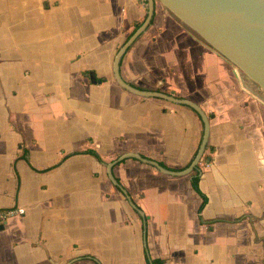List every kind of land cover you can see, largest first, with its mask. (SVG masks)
<instances>
[{"label":"crops","instance_id":"1","mask_svg":"<svg viewBox=\"0 0 264 264\" xmlns=\"http://www.w3.org/2000/svg\"><path fill=\"white\" fill-rule=\"evenodd\" d=\"M147 8L0 0V208L25 209L0 227V264H264V99L157 7L123 53L126 83L208 117L198 211L200 115L115 75Z\"/></svg>","mask_w":264,"mask_h":264},{"label":"water","instance_id":"2","mask_svg":"<svg viewBox=\"0 0 264 264\" xmlns=\"http://www.w3.org/2000/svg\"><path fill=\"white\" fill-rule=\"evenodd\" d=\"M148 8L142 23L117 51L114 71L117 79L131 91L157 96L188 105L203 121V136L196 157L188 169L195 166L206 143L209 121L201 107L186 98L163 91L139 90L126 83L119 73L120 59L127 47L146 29L160 2L177 20L198 38L237 68L243 77L264 93V0H147ZM244 83V80H241ZM256 94L264 99V96ZM2 224H0V227Z\"/></svg>","mask_w":264,"mask_h":264},{"label":"trees","instance_id":"3","mask_svg":"<svg viewBox=\"0 0 264 264\" xmlns=\"http://www.w3.org/2000/svg\"><path fill=\"white\" fill-rule=\"evenodd\" d=\"M153 17H154V15H153ZM153 17H152V19H151V22L153 21ZM142 21H143V19L142 20H137V21H135L134 23H133V29H132V31H131V33H130V35L132 34V32L142 23ZM89 72H92L91 70H85V71H83V73H89ZM93 81H101V80H103L104 78L103 77H98V76H96L94 73H93ZM168 94H173L174 92H172V91H169V92H167ZM174 96H176V97H179V95L178 94H174ZM193 109V108H192ZM194 110V109H193ZM197 113V112H196ZM198 114V113H197ZM199 115V114H198ZM208 116L209 117H211L212 116V114L211 113H209L208 114ZM200 117V116H199ZM212 150L214 149L212 146L210 147ZM86 152H90V153H92L93 155H95L97 158H99L100 159V156H99V154L94 150V149H86L85 150ZM197 152V151H196ZM196 154V153H195ZM210 159V157H208L207 155L206 156H204V159ZM200 171H201V169H200V167H199V165L197 164L196 166H194V168H193V173H192V175H191V178H190V182H191V186H192V188L202 197V201H201V204L199 205V207H198V211H200L201 209H202V207L204 206V204L206 203V201H207V196H206V194L200 189V187H199V184H198V181H199V175H200ZM144 232L146 233V226H145V223H144ZM146 258H149L148 257V254H147V249H146ZM152 264H162V260H157V259H153L152 260Z\"/></svg>","mask_w":264,"mask_h":264},{"label":"built area","instance_id":"4","mask_svg":"<svg viewBox=\"0 0 264 264\" xmlns=\"http://www.w3.org/2000/svg\"><path fill=\"white\" fill-rule=\"evenodd\" d=\"M55 4L60 3L62 0H48ZM25 212L23 206L16 205L8 208H0V224H5L10 218L22 215Z\"/></svg>","mask_w":264,"mask_h":264},{"label":"rangeland","instance_id":"5","mask_svg":"<svg viewBox=\"0 0 264 264\" xmlns=\"http://www.w3.org/2000/svg\"><path fill=\"white\" fill-rule=\"evenodd\" d=\"M155 7H157L159 10H160V12L161 13H164L165 15H169V16H171V17H173L176 21H178L185 29H187L188 31H190L187 27H185V25H183L179 20H177L167 9H165L164 8V6L160 3V2H156V5H155ZM191 33H193L192 31H190ZM193 35L194 36H196L197 38H198V36L195 34V33H193ZM203 42V41H202ZM204 43V42H203ZM207 45V44H206ZM208 46V45H207ZM209 47V46H208ZM231 64V63H230ZM232 65V64H231ZM233 66V65H232ZM251 85H252V83H251ZM254 89H255V93L257 92V93H259V94H261V95H263L264 96V93H262L260 90H258L256 87H254ZM164 92V91H163ZM252 95H254V93L253 92H250ZM175 94V92L172 94V95H174ZM177 94V93H176ZM255 96V95H254ZM182 97V96H181ZM184 98H186V97H184ZM186 99H189V100H191L190 98H186ZM192 101V100H191ZM194 102V101H193ZM196 103V102H195ZM202 109V108H201ZM203 110V109H202ZM204 111V110H203ZM205 112V111H204ZM206 114V113H205Z\"/></svg>","mask_w":264,"mask_h":264}]
</instances>
